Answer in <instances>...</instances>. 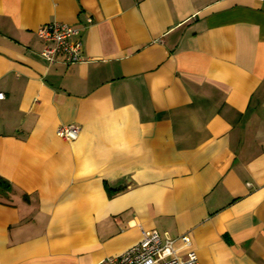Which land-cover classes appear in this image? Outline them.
<instances>
[{
	"label": "crops",
	"instance_id": "0c3cea01",
	"mask_svg": "<svg viewBox=\"0 0 264 264\" xmlns=\"http://www.w3.org/2000/svg\"><path fill=\"white\" fill-rule=\"evenodd\" d=\"M51 22L87 61L40 56ZM0 92V264H107L152 230L264 264V0H0Z\"/></svg>",
	"mask_w": 264,
	"mask_h": 264
},
{
	"label": "built area",
	"instance_id": "2783aa9c",
	"mask_svg": "<svg viewBox=\"0 0 264 264\" xmlns=\"http://www.w3.org/2000/svg\"><path fill=\"white\" fill-rule=\"evenodd\" d=\"M77 29L59 22H51L42 25L37 30L43 48L40 56L50 63H54L58 55L64 56L68 65L87 61L82 55V43L79 39H73ZM4 97L0 92V99ZM79 132L78 124H66L60 126L57 137L70 141L76 139ZM141 239L126 248L120 254L106 260L107 264H200L196 252L190 247L191 240L188 235H181L179 247L175 240L165 236L164 239L156 230L142 231ZM181 249L184 254H180Z\"/></svg>",
	"mask_w": 264,
	"mask_h": 264
},
{
	"label": "trees",
	"instance_id": "16d2710c",
	"mask_svg": "<svg viewBox=\"0 0 264 264\" xmlns=\"http://www.w3.org/2000/svg\"><path fill=\"white\" fill-rule=\"evenodd\" d=\"M0 186L3 187L4 189V188H8L9 184L6 181H4V179L3 180L0 179Z\"/></svg>",
	"mask_w": 264,
	"mask_h": 264
}]
</instances>
